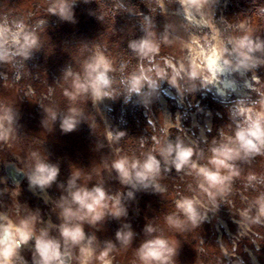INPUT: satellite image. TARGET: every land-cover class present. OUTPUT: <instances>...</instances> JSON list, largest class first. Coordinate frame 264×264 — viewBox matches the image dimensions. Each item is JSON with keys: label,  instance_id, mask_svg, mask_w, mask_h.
I'll return each instance as SVG.
<instances>
[{"label": "rangeland", "instance_id": "374dc122", "mask_svg": "<svg viewBox=\"0 0 264 264\" xmlns=\"http://www.w3.org/2000/svg\"><path fill=\"white\" fill-rule=\"evenodd\" d=\"M109 1L113 4L109 10L112 15L119 10H127L132 18V26L141 34L140 39L148 31L155 33L157 42L161 43V55L173 57L174 62L187 55L183 44L190 42L193 36L203 38L211 35L210 29L196 27L185 20L177 0H163V10L159 7L161 0H141L144 3L142 10L131 9L126 5V0ZM56 2L0 0V27L6 25L15 32L18 26H23L40 40V46L32 51L27 60L15 57L10 64L0 63V116L7 111L12 117L9 139L0 141V161H15L24 170L26 178L23 188L24 191L30 188L25 195L29 197L32 209L53 208L60 212L57 205L63 197H68L73 173L80 171L82 178L77 180V186H83L84 177L91 176L92 179L87 182L89 189L102 183L109 194H121L125 216L114 218L108 215L95 226L84 224V230L91 232L100 243L101 249L97 254L109 243L114 246L110 254L113 264H140L136 252L146 241L156 237L176 241L172 264H206L205 259L207 264H264V218L257 224L251 223V220L245 222L239 215L241 209L248 207H251V219L257 215L254 201L264 194V156L235 162L241 175L234 179L232 193L226 198H218V207L212 210V206H209L202 221L208 225V232L200 234L198 231L199 240L194 245L190 226L189 230L183 232L169 229L165 220L152 212V199L144 197L143 191L155 187L141 189L140 186L132 188L122 185L117 173L110 171L112 162L128 153L122 149L121 139H107L108 133L115 137L123 132V137H130L127 126L134 123L139 130L140 142L149 143L152 147V137L162 138L163 129L170 124L173 127L168 129L166 143L175 145L179 140L184 146L193 147L194 152H202L203 159L199 162L206 163L210 152L206 153L204 145L211 142L213 145L211 138L214 135L221 138L222 132L234 134L239 118L234 121L232 112L238 103L243 101L244 106H252L264 95V0H209L204 10L206 18L211 19L224 38L242 36L250 30L253 44L262 45L259 51L249 54L257 62L255 67L227 72L228 80L236 84L234 91L217 94L212 84L204 85L201 80H181V89H177L165 80L160 81V86L148 95L133 94L127 103L123 86L117 84L114 89L119 94L114 99L105 98L93 103L87 98L75 104L62 95L69 86L65 83V74L69 70L81 72L84 61L97 48L115 60L117 68L127 65L123 73L117 71L110 74L117 81L130 75L139 60L132 66L130 59L123 55L126 52L120 49L128 43L125 38L127 33L118 39L114 49H109L106 37L88 34L84 28L85 20L74 19L77 18L73 17L74 12L71 11L70 20L51 14L48 9ZM65 2L71 5L70 9H76L82 0ZM66 23L70 27V35L53 40L50 31ZM241 24L244 28H240ZM128 31H132V27ZM165 37L170 43H163ZM73 46L75 51L66 57L64 48ZM228 47L231 50V46ZM63 56L67 60L62 63ZM230 59L233 64L237 62L235 56ZM223 78L219 77V82ZM247 83L251 84V89L247 88ZM193 84L195 88L190 93ZM143 92L149 93L147 87ZM70 107L80 109L81 115L75 117V128L66 132L62 124L69 117ZM87 109L88 117L83 119ZM53 113L55 120L52 119ZM216 117L227 121L225 129H214ZM37 157L59 168L56 181L44 189L33 187L29 179ZM193 159L197 157L194 155ZM165 167H162L163 170ZM186 173L187 169L175 175L181 182L187 183L194 177ZM249 175L257 176L250 186ZM157 183L163 189L159 193L164 194V186ZM174 189L171 196L173 205L180 198L178 194L184 195L178 185ZM129 192L133 193L131 198ZM233 193L238 196L235 197ZM148 227L156 231L149 234L146 231ZM118 232L133 233L127 246L117 239Z\"/></svg>", "mask_w": 264, "mask_h": 264}, {"label": "clouds", "instance_id": "9594fccd", "mask_svg": "<svg viewBox=\"0 0 264 264\" xmlns=\"http://www.w3.org/2000/svg\"><path fill=\"white\" fill-rule=\"evenodd\" d=\"M183 11L185 20L196 27L208 28L211 35L199 38L193 36L188 43L183 44L187 55L174 62L171 56L161 55V43L157 42L155 33L148 31L146 36L139 41H133L129 47L136 54L139 63L136 69L128 76L117 81L112 75L117 71L123 73L127 65L115 66V60L97 48L82 65L81 72H66L64 80L69 86L63 90L62 95L72 104L78 100L90 98L93 103L105 98L114 99L119 93L114 85L123 86L126 93L125 103L132 98L133 94L148 95L154 92L160 81H167L173 87L181 89L180 81L194 82L201 80L204 85L212 84L218 75L228 71H239L249 67H255L256 61L249 55L259 51L261 44H253L250 39V30L242 36H229L224 38L222 33L206 18L205 9L209 0H177ZM159 7L164 9L161 0ZM71 5L65 0H57L48 11L53 15H59L64 19H71ZM199 17V19L197 18ZM240 28H244L241 24ZM164 44L170 43L165 37ZM231 46L229 50L228 46ZM40 46L39 37L34 32H28L23 26H18L15 32L5 25L0 27V63H12L15 57L27 60L34 49ZM235 56L237 62L233 64L230 59ZM159 57V59H157ZM147 62V63H145ZM147 87L149 93L143 90ZM195 85L189 89L194 90ZM81 115V110L76 107L69 108V117L63 121L62 128L70 132L75 128V117ZM236 123L234 134L221 133L219 141H213L207 162L201 164L202 152H194L193 147H186L181 141L175 145L166 143L168 129L173 125H167L164 136H153L154 144L146 152L141 151L139 157L123 155L115 159L111 164L110 171L117 173L122 185H130L148 188L155 187L157 191H163L157 183L161 178V161L166 166L164 171H170L174 167L176 172L187 169V175L193 176L196 186H189L192 195H182L175 200L174 211L165 217V223L169 229L183 232L189 226L197 228L206 218L209 206L212 210L218 207V198L228 197L233 191V181L241 173L235 166V162L241 159L247 160L255 156H264V95L252 106H244L240 101L232 112V119ZM52 119H56L55 113ZM12 117L6 111L0 116V141H7L11 133ZM151 123V121H149ZM6 125H8L6 127ZM178 126V125H177ZM125 133L120 132L113 137L108 133L109 141L120 140ZM145 147L141 142L140 148ZM36 155L35 153L33 154ZM197 159H193V156ZM170 166V167H169ZM107 168V165H105ZM59 168L46 163L37 157L35 167L30 176L33 187L41 189L50 187L56 181ZM99 175V172H97ZM82 178L80 171L73 173L69 181L68 197H63L57 205L62 223L57 231L59 237L50 235V228L37 229L38 215H28L22 219H13L8 213H0V264H24L20 256L22 247L34 241L35 264H113L111 253L114 246L109 243L97 254L96 237L86 238L84 224L95 226L103 221L106 216L120 218L126 215L122 206L121 194H109L102 183L89 189L87 182L91 176L84 177L83 186H77V180ZM249 186L255 180L256 175L248 176ZM19 195L18 192L13 196ZM131 198L132 192L128 193ZM247 199V197H245ZM257 215L250 218L251 207L241 209V218L251 223H261L264 218V194L255 199ZM146 231L151 234L156 231L148 227ZM132 232H118L117 239L125 246L132 240ZM176 241L156 237L146 241L136 252L140 264H172L175 253Z\"/></svg>", "mask_w": 264, "mask_h": 264}, {"label": "trees", "instance_id": "16d2710c", "mask_svg": "<svg viewBox=\"0 0 264 264\" xmlns=\"http://www.w3.org/2000/svg\"><path fill=\"white\" fill-rule=\"evenodd\" d=\"M125 2L128 7L134 10H142L144 7V3H142L141 0H126ZM111 3L112 2H110L109 0H82L78 8L70 9V11L74 12L73 17L77 16V18L74 19L82 21L85 20L84 28L86 29V32L88 34L104 35L109 42V49H114L117 46L118 39L127 33L125 38L128 39V43L124 44L120 49L121 51L126 52V54L123 55L127 56L130 59L131 65L134 66L137 63L138 58L136 54L132 52L129 45L133 41H139L141 34L138 29L132 26V18L128 15L127 10H119L114 15L111 14L112 12H109L111 6L113 5ZM129 27H132V31H128ZM70 32V27H68L66 23L62 27L52 29V31H50V35L52 36L53 40H56L70 35ZM64 50L67 53V55L65 56L70 57L75 51V47H65ZM65 56H63L61 60L62 63L66 59ZM189 92L193 93V91ZM87 117L88 109L87 114L84 115L83 119ZM226 123L227 121L224 118L222 119L216 117L215 123L213 124L214 129L216 130V128L219 127L225 129ZM127 128L130 132V137L121 138L122 149L125 150L129 156L135 155L139 157L141 151L146 152L149 148H151L150 144L145 143V147L141 149L138 128L135 127L134 123L128 125ZM150 129L151 128L149 127V130ZM211 139L213 141H219L221 138L218 135H214V137ZM212 146V142L210 144L206 143L204 145V147H206V153L210 152L209 150ZM157 159L161 161L162 169L161 178L158 179V182L164 186L166 192L164 194H160L156 189L142 191L144 192V197L146 196L147 198L152 199V212L155 213V215H159L165 220V217L170 215L174 211V205L171 201V196H173L175 192L174 186L178 185L180 192H182L184 195L190 196L192 195V193L189 191V186L195 188L196 181L194 178L187 183L181 182L180 179L175 175L176 170L174 167H171L170 171L165 172L162 168L165 166L163 163V159L158 155ZM140 188L142 189V187ZM234 191L236 192L237 189ZM234 196L237 197L238 195L235 193ZM166 197H170V199H167ZM186 230L189 229L186 228ZM198 231L200 234H203V232L207 233L208 225L201 222L197 228L191 229L193 237L192 243L194 245L196 244V240L197 242L199 240ZM204 262L207 264V259H205Z\"/></svg>", "mask_w": 264, "mask_h": 264}, {"label": "built area", "instance_id": "2783aa9c", "mask_svg": "<svg viewBox=\"0 0 264 264\" xmlns=\"http://www.w3.org/2000/svg\"><path fill=\"white\" fill-rule=\"evenodd\" d=\"M183 14V11H182ZM184 16V15H183ZM11 168L14 171V177H18V174L22 173V178L18 181L13 180L12 176L8 173V169ZM26 178V173L23 169L19 168L15 161H0V213H8L13 219H22L28 215H38L39 223L37 229L49 228V225L53 226L50 230V235L53 237H59L57 231L59 225L62 223L59 212L53 208L42 210L39 208L32 209L29 203V197L26 194L30 188H23V183ZM34 189V188H32ZM18 192L19 195L13 196V193ZM86 238L93 236L91 232L85 231ZM98 239L94 247L98 252L101 247ZM20 256L24 264H35L34 261V241L29 242L28 245L22 247L20 250Z\"/></svg>", "mask_w": 264, "mask_h": 264}, {"label": "bare ground", "instance_id": "6f19581e", "mask_svg": "<svg viewBox=\"0 0 264 264\" xmlns=\"http://www.w3.org/2000/svg\"><path fill=\"white\" fill-rule=\"evenodd\" d=\"M219 77H224L221 82H219ZM212 85L216 89L217 94H224L227 90L234 91L237 88L235 83L228 80L227 72L218 75L217 80L214 81ZM250 85V83H247L248 89H251V87H249Z\"/></svg>", "mask_w": 264, "mask_h": 264}, {"label": "water", "instance_id": "95a60500", "mask_svg": "<svg viewBox=\"0 0 264 264\" xmlns=\"http://www.w3.org/2000/svg\"><path fill=\"white\" fill-rule=\"evenodd\" d=\"M8 173L12 176L13 180H15V181H18V179L22 178V173L20 172L18 174L17 179H16V177H14V171L11 168L8 169Z\"/></svg>", "mask_w": 264, "mask_h": 264}]
</instances>
